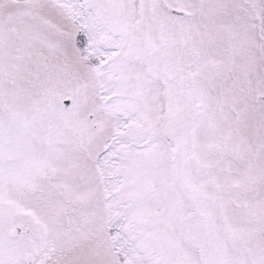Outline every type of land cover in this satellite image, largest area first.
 <instances>
[{"label":"snow or ice","instance_id":"6c2138e0","mask_svg":"<svg viewBox=\"0 0 264 264\" xmlns=\"http://www.w3.org/2000/svg\"><path fill=\"white\" fill-rule=\"evenodd\" d=\"M0 264H264V0H0Z\"/></svg>","mask_w":264,"mask_h":264}]
</instances>
